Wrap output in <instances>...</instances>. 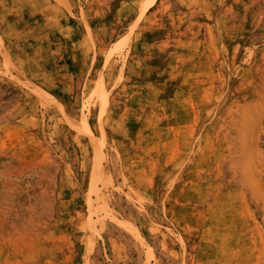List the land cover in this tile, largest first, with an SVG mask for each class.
Wrapping results in <instances>:
<instances>
[{"label": "rangeland", "instance_id": "1", "mask_svg": "<svg viewBox=\"0 0 264 264\" xmlns=\"http://www.w3.org/2000/svg\"><path fill=\"white\" fill-rule=\"evenodd\" d=\"M0 264H264V0H0Z\"/></svg>", "mask_w": 264, "mask_h": 264}]
</instances>
